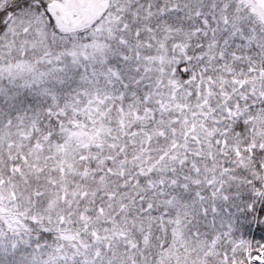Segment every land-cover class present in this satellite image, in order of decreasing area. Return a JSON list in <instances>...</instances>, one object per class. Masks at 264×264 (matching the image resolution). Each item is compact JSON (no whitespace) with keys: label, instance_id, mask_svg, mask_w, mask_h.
<instances>
[{"label":"snow or ice","instance_id":"1","mask_svg":"<svg viewBox=\"0 0 264 264\" xmlns=\"http://www.w3.org/2000/svg\"><path fill=\"white\" fill-rule=\"evenodd\" d=\"M0 264H264V0H0Z\"/></svg>","mask_w":264,"mask_h":264}]
</instances>
